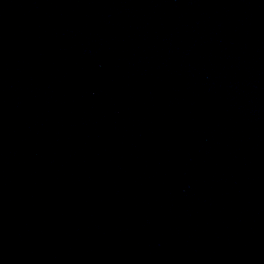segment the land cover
Segmentation results:
<instances>
[{
  "label": "water",
  "instance_id": "obj_1",
  "mask_svg": "<svg viewBox=\"0 0 264 264\" xmlns=\"http://www.w3.org/2000/svg\"><path fill=\"white\" fill-rule=\"evenodd\" d=\"M263 2V7H264V0H261Z\"/></svg>",
  "mask_w": 264,
  "mask_h": 264
}]
</instances>
